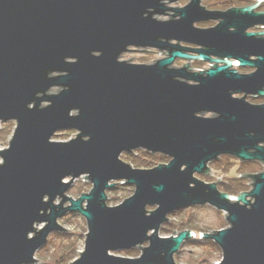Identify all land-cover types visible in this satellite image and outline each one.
I'll use <instances>...</instances> for the list:
<instances>
[{"label":"water","instance_id":"1","mask_svg":"<svg viewBox=\"0 0 264 264\" xmlns=\"http://www.w3.org/2000/svg\"><path fill=\"white\" fill-rule=\"evenodd\" d=\"M180 1L189 3L169 7ZM202 1L0 0V123L16 124L0 151V264H35L68 214L88 229L71 264H176L196 236L162 238L160 229L169 215L202 206L229 225L201 234L221 250L219 264H264V172L240 175L253 184L237 196L196 177L223 156L264 166V104L247 101L264 99V33H248L264 27L256 13L264 0L227 12ZM132 49L165 57L121 61ZM60 132L76 138L53 141ZM136 151L170 162L134 169L121 158ZM80 179L92 190L74 200L67 193ZM117 183L134 195L108 207ZM138 247L137 259L115 255Z\"/></svg>","mask_w":264,"mask_h":264},{"label":"rangeland","instance_id":"2","mask_svg":"<svg viewBox=\"0 0 264 264\" xmlns=\"http://www.w3.org/2000/svg\"><path fill=\"white\" fill-rule=\"evenodd\" d=\"M258 1L251 0H203L202 6L209 11H224L237 5H255ZM189 1H180L178 4L171 5L173 8H183L188 5ZM172 15V13H169ZM162 21L170 18L157 17ZM216 22L197 24L200 29H209L216 27ZM122 56L121 61L130 62L139 65H149L163 59L165 56L157 50H138ZM161 54V55H159ZM188 63L185 61H176L175 67L183 68ZM191 67L195 70H207L209 65L205 63H192ZM240 72L252 73L253 70L242 69ZM57 89L52 93H56ZM247 101L253 105H263L264 99L247 98ZM45 105V104H44ZM206 117H211L207 115ZM15 122L0 123V151L8 148L10 140L15 131ZM76 138L75 132H60L54 137L55 142H68ZM125 163L133 166L134 169L149 170L158 165H167L169 158L161 155H151L144 151H136L132 155L124 154L121 158ZM2 162L0 158V163ZM210 172L207 175L196 176L206 184L225 183L229 186H245V192L252 190V180L246 175H257L264 172V166L261 163H243L238 159L223 156L218 161L209 165ZM220 181L218 182V180ZM67 183V182H66ZM92 185L85 179L75 182L69 190L67 196L77 200L83 194H89ZM134 187L117 183L115 188L107 192L108 207H117L127 199L133 197ZM244 193V192H243ZM237 196V195H235ZM59 203V202H56ZM69 205V204H68ZM157 207L148 208V211H155ZM169 222L164 224L159 232L162 238H170L178 234L192 230L196 237L182 246L180 252L175 255L176 264H219L222 261V252L212 241L201 239V234H212L214 232L227 229L229 227L226 216L223 212L210 206L192 207L177 211L168 216ZM58 224L66 231L52 233L46 244L36 253L35 264H71L79 258L80 253L84 251L85 236L88 233L87 223L84 218L77 214H68L58 220ZM43 226H40L41 229ZM175 232V233H174ZM200 235V236H199ZM193 241V242H192ZM148 244L143 245L147 247ZM142 248V246H140ZM138 247L130 251L115 253L118 257L137 259L142 255V249ZM110 255H113L110 253Z\"/></svg>","mask_w":264,"mask_h":264},{"label":"flooded vegetation","instance_id":"3","mask_svg":"<svg viewBox=\"0 0 264 264\" xmlns=\"http://www.w3.org/2000/svg\"><path fill=\"white\" fill-rule=\"evenodd\" d=\"M251 0H248V2H250ZM256 1H258V0H256ZM250 6H253L252 4H249V5H237V6H233V7H231V8H229V9H227V10H224V11H217V12H227V11H229V10H231V9H243V8H247V7H250ZM256 13H264V3L263 4H261V6H260V8L258 9V10H256ZM217 23V25L219 24V21L218 22H216ZM216 25V26H217ZM214 28V27H213ZM210 29V28H209ZM248 33H254V34H262V33H264V27H260V26H257V27H254V28H252V29H250L249 31H248ZM240 70H242V69H237V71L240 73V74H252V73H254L255 72V70L254 69H250V70H253V72L252 73H245V72H240ZM244 70V69H243ZM242 96H240V98H241ZM239 98V97H238Z\"/></svg>","mask_w":264,"mask_h":264},{"label":"trees","instance_id":"4","mask_svg":"<svg viewBox=\"0 0 264 264\" xmlns=\"http://www.w3.org/2000/svg\"><path fill=\"white\" fill-rule=\"evenodd\" d=\"M217 186H218V189L220 190V192L226 193L229 195L235 196V195H239V194L245 192V190H244L245 186L243 184H241L239 186H229V185H226L225 183H220V184H217ZM190 231H192V230H190Z\"/></svg>","mask_w":264,"mask_h":264},{"label":"bare ground","instance_id":"5","mask_svg":"<svg viewBox=\"0 0 264 264\" xmlns=\"http://www.w3.org/2000/svg\"><path fill=\"white\" fill-rule=\"evenodd\" d=\"M194 235L196 236V234L194 233Z\"/></svg>","mask_w":264,"mask_h":264}]
</instances>
